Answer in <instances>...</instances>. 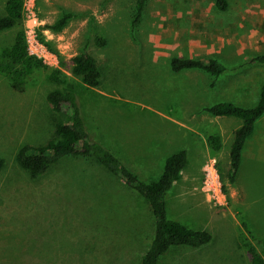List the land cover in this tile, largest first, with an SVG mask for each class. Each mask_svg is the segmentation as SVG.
I'll return each mask as SVG.
<instances>
[{
	"label": "rangeland",
	"instance_id": "1",
	"mask_svg": "<svg viewBox=\"0 0 264 264\" xmlns=\"http://www.w3.org/2000/svg\"><path fill=\"white\" fill-rule=\"evenodd\" d=\"M35 3V28L22 17L0 31V63L6 61L21 27L31 29L28 36L35 34L55 55L51 65L26 69L19 78L0 67V157L5 159L0 171V264H139L153 218L136 192L110 176L97 160L80 156L65 158L31 180L16 165L14 154L22 144H43L53 136L57 113L45 96L71 90L90 139L123 156L140 180H157L166 157L179 150L189 153L185 165L197 171L203 156L199 136L170 123L164 117V101L190 97L191 106H211L231 98L223 90H204L203 82L213 85L216 78L200 70L173 72L169 60L216 58L225 67L218 79L245 83L253 93L264 83V66L248 62L264 53V0H228L225 11H218L211 0H145L136 26L131 25L136 0ZM64 12L71 16L54 30ZM93 36L104 38L106 44L95 45ZM86 44L98 62L96 87L85 86L70 71L71 57ZM53 69L60 71L57 81L49 78ZM169 113L188 123L186 108ZM231 119L235 120L227 126H237L239 119ZM254 132L264 136V123L258 122ZM119 142L128 150L121 151ZM229 146L224 140L223 157ZM217 166L226 187L225 206H209L202 199L195 189L199 172L192 178L191 193L182 191L186 185L180 176L165 195L166 216L207 230L210 242L199 248H171L159 264H250V244L264 260V162H243L236 172L237 183L248 181L260 193L244 199L254 205L249 209L242 192L227 182L222 158L217 157Z\"/></svg>",
	"mask_w": 264,
	"mask_h": 264
},
{
	"label": "trees",
	"instance_id": "2",
	"mask_svg": "<svg viewBox=\"0 0 264 264\" xmlns=\"http://www.w3.org/2000/svg\"><path fill=\"white\" fill-rule=\"evenodd\" d=\"M144 1L136 0L131 21L132 26H136L140 20ZM211 1L218 11H225L228 7V0ZM2 11L0 31L21 22V0H4ZM70 16V13L64 12L55 21L52 28L60 30ZM93 41L99 47L106 44L105 39L100 36H93ZM86 46L87 44L84 45L80 54L71 57L70 71L79 77L85 86L96 87L100 77L98 62L95 56L86 51ZM248 62L264 66V53L251 57ZM44 66L41 59L28 54L23 28L16 30L7 53V59L0 63V67L11 76L19 78L26 69ZM169 67L173 72L199 69L213 78L224 71V66L212 57L194 59L173 56L169 60ZM59 72L58 69H53L49 78L57 81ZM45 99L57 113L53 136L43 144H22L14 154L16 165L27 173L29 179H39L51 166L65 158L80 156L85 159L97 160L110 176L120 180L127 189L136 192L137 196L148 204L153 218L152 232L149 243L140 256L139 264H159L163 255L171 248L178 246L199 248L210 242L211 234L207 230L189 228L166 216L165 195L186 162V150H179L167 156L159 178L155 181L144 182L127 168L118 156L100 143L90 139L73 91L53 90L46 94ZM204 110L213 116H231L241 120L240 126L234 131L228 152L227 182L231 184L240 164L242 146L251 134L254 122L264 113V83L261 85L259 98L252 107H243L224 101L206 107ZM206 141L213 150L219 149L220 143L217 136L209 135ZM4 166L5 159L0 157V171ZM223 189L226 192L225 184ZM246 254L250 264H264V260L255 246L250 244L246 249Z\"/></svg>",
	"mask_w": 264,
	"mask_h": 264
},
{
	"label": "crops",
	"instance_id": "3",
	"mask_svg": "<svg viewBox=\"0 0 264 264\" xmlns=\"http://www.w3.org/2000/svg\"><path fill=\"white\" fill-rule=\"evenodd\" d=\"M187 58H190V57H187ZM254 64H257V63H254ZM185 70H199V69H185ZM224 70H225V67H224ZM200 71H202V70H200ZM208 76L210 77V75H208ZM218 77H219V75L217 77H215L216 79L214 78L215 81H214L213 85H208L207 83H205L207 81H204L203 82L204 83L203 84L204 90L214 92V93L220 92L221 90L226 91L229 94L228 97L231 98V101H227V102H232L236 105L243 106V107H252L257 102V100L259 98L260 88H261L263 81L260 84L256 85V88L253 90L254 92L251 93L250 92L251 90H248L246 88L245 83L240 84V83L236 82V80H227V81L220 80V79H218ZM230 81L233 82L232 85L234 87L231 84H229ZM227 84H228V87L226 89H223L222 86H225ZM180 99H181V101H179V99H178V101L174 100V101H170V102H167V99H165L164 104L167 107L166 111L168 110V113L170 111L176 110V109L180 110V111H184V109L186 108L189 111L188 123H186V122L182 123L181 121H179L178 119H175L174 116H172L170 113L168 114L167 112L164 113V117L170 123L178 125L182 129H188L190 132H193L196 135H198L199 137H198L197 141L200 143L199 148L202 151L203 156H201V158L199 160L200 165L198 167V170L196 171L195 166L193 167V165H190V166L185 165L187 163V159H188V155H189V153L186 151V162H185L183 168L178 173L177 177L173 180L172 186H174L177 179L180 176H182L183 181H184L183 184L186 185V187L183 188L182 191L184 193H191L192 192L191 191L192 180H193L192 178H194L193 176H194L195 172H199V174H200L201 165L207 156L214 155L216 158L217 157L222 158L224 166L226 168L229 167L228 153L227 154L225 153L226 155L223 157L222 156L223 154L221 153V147H222L224 140L230 141V144H231L234 131L240 126L241 120L239 118L231 117V116H229V117L214 116V117H224L222 119L223 121H221L219 119L212 118L210 116V114L204 110L206 107H209V106L203 105L204 103L202 105L201 104H198V105L194 104L193 106H191V103L193 102V100L190 99V97H181ZM222 102H224V101H222ZM231 118L239 119L240 122L235 121L237 126H230V127L227 126L228 122L233 123V120H235V119H231ZM192 122L194 123L193 126L190 125V123H192ZM258 122L264 123V113H262L260 115V117H258L256 119V121L254 122L253 130H252L251 134L246 138V140L242 146L241 153H240V164H239L238 170L241 168L240 165L243 162L244 163L245 162H253L256 164H258L259 162H264V136L254 132L255 125ZM201 127H207V129L199 130L198 128H201ZM209 135L217 136L219 143H220V147L218 150H216V151L213 150L210 147V145L207 143L206 138ZM118 145H119V149L121 151H127L128 150V148H126L127 147L126 144H122L119 142ZM229 148H230V146H229ZM130 150L133 151L132 149H130ZM246 150H248V151H246ZM228 152H229V150H228ZM118 157L121 159L122 162L124 161L123 158H121L123 156H118ZM126 167L129 168L130 170H132L130 168L129 164H127ZM199 181H200V177H199V180L197 182L195 189L198 188ZM233 183H234V187H236L237 189H239L242 192L244 207L249 209L252 206H254L253 204H251L250 202H247L244 199H249L250 197L254 198L256 196H260V193L257 192V189L254 188L253 185L249 184L248 181H243L242 183H237V175L236 174L234 176ZM192 189H194V187ZM232 191L233 190L230 187V196L231 197H233ZM200 196L202 197V195H200ZM202 199H203V197H202Z\"/></svg>",
	"mask_w": 264,
	"mask_h": 264
},
{
	"label": "built area",
	"instance_id": "4",
	"mask_svg": "<svg viewBox=\"0 0 264 264\" xmlns=\"http://www.w3.org/2000/svg\"><path fill=\"white\" fill-rule=\"evenodd\" d=\"M21 3L22 17L30 20L32 22V28H35L37 20L35 14V0H21ZM23 31L25 34L26 50L28 54L41 59L45 65H51L52 62L55 61V55L49 52L42 42H39L35 34L34 36H28V34H33L31 29L23 28ZM198 190L207 205L214 207L225 206V191L218 171L217 158L214 155L207 156L201 165Z\"/></svg>",
	"mask_w": 264,
	"mask_h": 264
}]
</instances>
